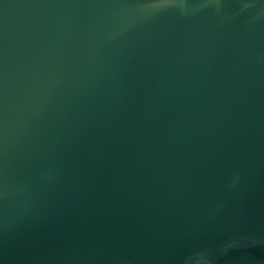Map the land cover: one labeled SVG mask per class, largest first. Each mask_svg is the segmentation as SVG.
<instances>
[{
	"label": "water",
	"instance_id": "95a60500",
	"mask_svg": "<svg viewBox=\"0 0 264 264\" xmlns=\"http://www.w3.org/2000/svg\"><path fill=\"white\" fill-rule=\"evenodd\" d=\"M0 264H264V0H0Z\"/></svg>",
	"mask_w": 264,
	"mask_h": 264
}]
</instances>
